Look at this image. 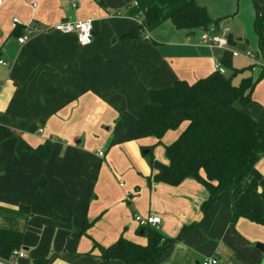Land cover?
Wrapping results in <instances>:
<instances>
[{
  "label": "crops",
  "instance_id": "crops-1",
  "mask_svg": "<svg viewBox=\"0 0 264 264\" xmlns=\"http://www.w3.org/2000/svg\"><path fill=\"white\" fill-rule=\"evenodd\" d=\"M102 1L0 4V60L7 63L0 65V231L22 234L25 258L15 264L47 258V264H125L101 253L120 238L147 244L135 215L158 217L154 229L170 239L203 219L205 187L190 178L176 186L155 182L142 151L154 140L130 137L149 91L207 77L222 53L201 44L200 30L196 37L170 22L192 0ZM193 1L216 27L228 29L232 48L254 55L231 59L233 68L246 69L234 80L253 83V104L236 107L264 124V26L259 36L254 30L256 6L264 15V0ZM149 9L160 20L146 26L142 14ZM13 18L20 21L16 29ZM86 19L92 20L90 45L53 30ZM140 26L139 38L121 39ZM181 129L162 141L172 143ZM46 143L44 159L37 150ZM154 148L153 157L167 164L164 149ZM256 170L260 178L231 187L204 224L186 230L150 264H201L212 257L218 264H264L256 247L264 245V224L244 216L264 209V156Z\"/></svg>",
  "mask_w": 264,
  "mask_h": 264
},
{
  "label": "trees",
  "instance_id": "trees-1",
  "mask_svg": "<svg viewBox=\"0 0 264 264\" xmlns=\"http://www.w3.org/2000/svg\"><path fill=\"white\" fill-rule=\"evenodd\" d=\"M96 1L98 5H103L102 0ZM159 20L154 9L142 14V22L146 26ZM170 22L175 29L187 32L217 25V21L212 20L206 10L193 0L174 11ZM263 26L264 15L256 6L254 30L258 36ZM141 27L128 32L121 39L139 38ZM228 41L231 45L230 38ZM232 58L230 53H224L218 60L225 73L216 70L192 84L177 81L171 87L149 91V104L141 112L130 137L132 140H154L152 145L142 147V151H146L144 155L149 157L155 182L176 186L190 178L205 187L208 198L202 205L203 219L199 224L206 222L211 205L221 200L231 187L261 177L256 163L264 156V124L256 122L236 107L237 102L243 107L253 104V83L250 77H245L237 85L233 84L234 77L246 69L233 68ZM178 129L181 131L177 138L164 146L167 164H162L153 157V148L162 143L168 131ZM49 150L50 144L46 143L37 151L46 159ZM244 216L252 222L264 224V209L248 212ZM236 217L234 212L232 224ZM199 224L183 227L174 239L163 236L154 228L142 227L147 239L145 246L120 238L102 249L101 258L125 264H150L161 258L186 230ZM21 239V233L1 230L0 259L14 261V252L22 251ZM48 260L39 259L32 264H47Z\"/></svg>",
  "mask_w": 264,
  "mask_h": 264
},
{
  "label": "built area",
  "instance_id": "built-area-1",
  "mask_svg": "<svg viewBox=\"0 0 264 264\" xmlns=\"http://www.w3.org/2000/svg\"><path fill=\"white\" fill-rule=\"evenodd\" d=\"M2 0H0L1 4ZM32 8L36 7V4L31 5ZM20 25V21L17 18L11 20V26L16 29ZM37 30L36 28H33ZM53 30L61 34H74L79 45L87 46L92 42V20L86 19L82 21H66L64 23H59L53 27ZM229 31L228 29H219L215 25H210L207 29L200 31L199 40L202 45L216 49L222 54L230 53L232 57H244L247 59H253L254 55L250 51L240 53L231 47L228 41ZM18 42L20 44L24 43V37H19ZM0 65L6 66L7 63L0 60ZM215 70L222 72L219 62H216ZM134 220L138 223L140 227H151L156 228L160 224V219L158 217H141L139 215L134 216ZM14 260H20L25 258L23 251H16L13 254ZM0 264H15V262L5 261L0 259ZM201 264H218V260L214 257L204 260Z\"/></svg>",
  "mask_w": 264,
  "mask_h": 264
},
{
  "label": "rangeland",
  "instance_id": "rangeland-1",
  "mask_svg": "<svg viewBox=\"0 0 264 264\" xmlns=\"http://www.w3.org/2000/svg\"><path fill=\"white\" fill-rule=\"evenodd\" d=\"M165 4H166V3H165ZM165 4H164V6H165ZM160 5H163V3L160 4ZM161 7H163V6H161ZM194 36L198 37V36H199V32H198V31H194ZM250 52H251V51H250ZM251 53H252V52H251ZM240 59H241V58H240ZM240 59L238 58V60H240ZM234 78H235V77H234ZM233 84H234V85H237V84H238L236 79H235V80L233 79ZM165 145H166L165 142L162 141V143L159 144V145H156L154 149H156V151L163 152V149H164V146H165Z\"/></svg>",
  "mask_w": 264,
  "mask_h": 264
},
{
  "label": "water",
  "instance_id": "water-1",
  "mask_svg": "<svg viewBox=\"0 0 264 264\" xmlns=\"http://www.w3.org/2000/svg\"><path fill=\"white\" fill-rule=\"evenodd\" d=\"M144 154H146V151L144 152ZM256 247L264 252V245L257 244Z\"/></svg>",
  "mask_w": 264,
  "mask_h": 264
}]
</instances>
